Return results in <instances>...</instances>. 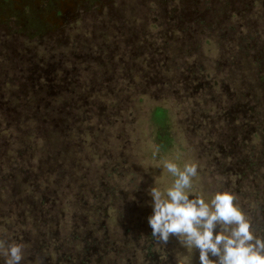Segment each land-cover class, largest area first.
Returning <instances> with one entry per match:
<instances>
[{
    "label": "rangeland",
    "instance_id": "rangeland-1",
    "mask_svg": "<svg viewBox=\"0 0 264 264\" xmlns=\"http://www.w3.org/2000/svg\"><path fill=\"white\" fill-rule=\"evenodd\" d=\"M165 161L264 236V0H0V241L21 264H199L151 236Z\"/></svg>",
    "mask_w": 264,
    "mask_h": 264
},
{
    "label": "clouds",
    "instance_id": "clouds-1",
    "mask_svg": "<svg viewBox=\"0 0 264 264\" xmlns=\"http://www.w3.org/2000/svg\"><path fill=\"white\" fill-rule=\"evenodd\" d=\"M163 167L174 180L164 190L149 191L148 224L154 239L166 244L176 237L186 248L198 250L199 264H264V236L253 231L251 219L232 192L218 189L210 197L194 193L195 163L181 167L165 161ZM0 250L3 264H21L24 259L20 244L0 241Z\"/></svg>",
    "mask_w": 264,
    "mask_h": 264
},
{
    "label": "trees",
    "instance_id": "trees-1",
    "mask_svg": "<svg viewBox=\"0 0 264 264\" xmlns=\"http://www.w3.org/2000/svg\"><path fill=\"white\" fill-rule=\"evenodd\" d=\"M153 119H154V122L158 124V127H165L166 123H168V120H169L168 112L164 109L156 108L153 113ZM15 128H16V131L14 135L20 137L24 131L22 130V128L18 129L16 126ZM24 137H26L29 140L32 139L34 142H37V144H39L40 142L46 139V138H40L39 133H33L30 137L24 135Z\"/></svg>",
    "mask_w": 264,
    "mask_h": 264
},
{
    "label": "flooded vegetation",
    "instance_id": "flooded-vegetation-1",
    "mask_svg": "<svg viewBox=\"0 0 264 264\" xmlns=\"http://www.w3.org/2000/svg\"><path fill=\"white\" fill-rule=\"evenodd\" d=\"M109 254V253H108ZM1 258V257H0Z\"/></svg>",
    "mask_w": 264,
    "mask_h": 264
}]
</instances>
